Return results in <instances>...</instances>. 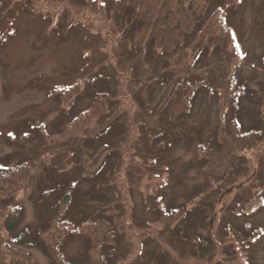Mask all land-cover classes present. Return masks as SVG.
Wrapping results in <instances>:
<instances>
[{"label": "rangeland", "instance_id": "rangeland-1", "mask_svg": "<svg viewBox=\"0 0 264 264\" xmlns=\"http://www.w3.org/2000/svg\"><path fill=\"white\" fill-rule=\"evenodd\" d=\"M111 1L0 3V164L30 160L22 187L0 205L22 208L18 229L36 228L40 209L50 213L70 190L65 220L113 217L114 264H264V0H209L200 19L223 9L231 45L199 47L200 20L170 52L136 39L133 19ZM177 80L202 81L180 117L167 112ZM75 84L76 97L64 102ZM95 95L105 113L61 135L63 107L74 116ZM231 119L261 135L214 184L198 148L219 128L227 134ZM179 206L186 212L167 226L160 212ZM199 238L214 241L209 259L196 254ZM84 245L68 238L63 253L82 259ZM19 249L32 264H52L35 247Z\"/></svg>", "mask_w": 264, "mask_h": 264}, {"label": "trees", "instance_id": "trees-1", "mask_svg": "<svg viewBox=\"0 0 264 264\" xmlns=\"http://www.w3.org/2000/svg\"><path fill=\"white\" fill-rule=\"evenodd\" d=\"M238 1L224 0V4ZM208 3L209 0H112L110 8L133 19L136 39L147 41L162 52L173 51L184 43L200 20L196 38L199 47L225 50L231 45L232 30L221 8L211 10L204 19H200ZM201 86L202 81H175L168 94L167 112L178 117L186 114ZM77 89L78 84H75L63 90L61 97L64 102L68 98H75ZM106 105L103 96L95 95L89 108L74 116H69L71 104L65 105L59 117L60 134H75L89 120L104 114ZM227 125V134H221L219 128L215 140L198 148L204 174L214 184L233 155L257 141L261 135L258 129L243 130L236 119H231ZM29 169L30 160L13 165L0 164V200L12 197L22 187ZM213 188L212 185L209 187L210 190ZM71 202L72 195L68 190L50 213H47V207L40 209L41 222L36 228L24 226L20 229L22 208L0 205V264H32V258L19 249L20 246L39 249L52 264H114L118 229L113 217L103 215L83 220L78 225L72 224L64 219ZM185 212V206L174 207L161 211L159 218L167 226H173ZM3 232L8 234L9 240L3 237ZM71 237L84 240L85 256L82 259L71 260L64 255L63 246L66 239ZM214 249V241L207 238H199L195 243L196 254L202 260L209 259Z\"/></svg>", "mask_w": 264, "mask_h": 264}]
</instances>
